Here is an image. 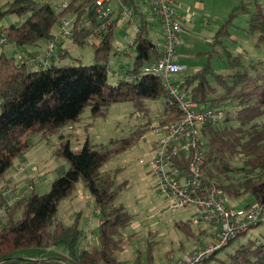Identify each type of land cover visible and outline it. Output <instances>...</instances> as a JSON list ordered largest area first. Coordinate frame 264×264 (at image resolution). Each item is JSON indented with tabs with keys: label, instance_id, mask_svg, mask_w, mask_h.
Instances as JSON below:
<instances>
[{
	"label": "trees",
	"instance_id": "obj_1",
	"mask_svg": "<svg viewBox=\"0 0 264 264\" xmlns=\"http://www.w3.org/2000/svg\"><path fill=\"white\" fill-rule=\"evenodd\" d=\"M96 2L70 0L60 10L52 2L41 4L35 0H13L0 6V20L9 15L25 18L19 25L0 28V37L7 46L24 51L38 47L40 41H55L52 28L67 16H74L71 44L89 45L95 60V64L88 66L52 62L42 67L18 64L5 52L0 54V183L15 160L31 148L36 136L40 140L58 136L52 157L68 166L53 180L46 194L39 195L33 188L15 200L0 222V264H127L116 259L126 243L122 231L132 221L124 205L116 204L126 184L118 183L115 173L102 171V167L134 146L150 123L127 138L106 145H94L86 138L79 150L71 148L69 136L61 131L79 123L87 109L90 117L97 119L105 117L112 106L126 103L136 112L147 114L149 102L163 99L161 127L182 117L175 97L162 79L144 72V67L159 58L158 41L152 35L161 33V27L157 21H150L152 15L142 12L135 0L121 1L131 11L135 24L132 28L136 29L130 45L134 49L132 66L117 84L108 83L109 57L114 50V30L121 8L116 6L107 31H100L96 43L91 35L105 22L95 14ZM251 3L252 0H242L233 9L226 24L211 39L212 50L230 36L228 26L239 14L247 16V33L257 46L264 47V5L254 2L251 9ZM84 16L88 25H80ZM120 53L125 50L115 52ZM227 66L226 74L216 73L208 58L198 71L173 83L178 92L199 107H220L224 111L221 126L207 125L202 130L203 184L221 189L231 202L248 196L251 203L244 208L252 203L264 205V60L254 61L243 53L227 52ZM185 157L181 156L184 169ZM56 171H61V166ZM79 182L88 190L101 219L98 245L88 249H80L82 232L76 220L69 226L56 221L59 204L74 193ZM5 191V186L0 187V207L6 200ZM175 226L187 236L206 234L189 222L180 221ZM153 245L152 241L148 243L149 261ZM219 264H264V243L249 240L240 244Z\"/></svg>",
	"mask_w": 264,
	"mask_h": 264
},
{
	"label": "rangeland",
	"instance_id": "obj_2",
	"mask_svg": "<svg viewBox=\"0 0 264 264\" xmlns=\"http://www.w3.org/2000/svg\"><path fill=\"white\" fill-rule=\"evenodd\" d=\"M13 0H0V6ZM70 0H52L55 9H62ZM122 0L113 1L109 7L115 10ZM140 5L142 12L147 13L142 0H135ZM200 12L193 16L185 13L184 18H189V26L179 36L177 55H181V64L187 67L182 74L172 76L173 82H181L187 75L195 73L209 58L216 73L226 74L227 52L233 55L243 53L247 59L254 61L264 60V47L257 46L256 40L247 33V16L239 14L228 26L230 36L222 39V46L212 50L209 45L215 34L226 24L233 9L242 0H197ZM264 5V0H252ZM251 3L250 8H253ZM182 5V4H181ZM115 16V15H114ZM193 16V17H192ZM115 18V17H114ZM150 21H156L152 16ZM25 18L9 15L0 20V28L5 29L11 25H19ZM67 22V27L62 29V22ZM75 21L74 16H67L52 28V35L59 45L67 49L66 59L61 65L74 64L88 66L95 64L94 53L89 45L79 47L72 46L71 38L64 35L70 33ZM85 22V16L81 18L80 25ZM135 28L117 25L114 30L113 52L109 57L110 85L117 84L122 74L132 66L134 49L129 47L130 39H133ZM124 37H127L125 39ZM152 38L154 36L152 35ZM183 40V41H182ZM44 41L38 44L42 45ZM117 49L125 50V53L115 54ZM5 52L8 57L13 56V49L0 47V54ZM211 52V54H209ZM211 55V57H209ZM79 58L80 62L76 59ZM17 63V59H15ZM197 68V69H196ZM115 72V75L113 74ZM164 100L149 102L147 114L136 112L130 104L112 106L105 117L92 119L87 109L81 121L71 127L65 128L61 134H68L71 148L79 150L86 138L94 145H106L111 141H119L127 138L136 129L150 123V127L143 137L127 151L113 157L102 167V171L115 173L118 183L126 184V188L120 192L116 204H122L132 216V221L122 231L125 240L123 249L116 254V259L127 264H173L184 254L196 250L200 246H206L211 242L213 230L206 228L205 235L187 236L175 226L177 222H190V211H171L167 202L161 198L154 189L155 178L150 173L148 161L151 155V145L155 143L158 134L154 128L159 125L163 113ZM221 126V123L219 124ZM58 136H52L48 140L32 139L31 148L25 154L16 159L13 167L7 172L6 178L0 183V187L7 182L6 197H17L28 193V186H32L39 195L46 194L50 185L68 166L55 157H52V149L58 144ZM61 166V171L56 168ZM32 182V184H29ZM15 189V193H10ZM231 202V201H230ZM251 203L246 196L230 204L235 208H244ZM256 204L252 203L251 205ZM250 206V205H249ZM56 218L69 226L76 220L79 230L88 239H82L80 249H88L89 246L98 245L99 214L94 206L88 190L82 182L76 186L74 193L62 201L57 210ZM197 229V228H196ZM91 236V237H90ZM249 240H260L264 243V224L250 228L243 236L238 237L231 244L215 255V258L203 264H219L226 254L232 253L235 248ZM153 242L151 251L152 260L148 259V243ZM59 251H61L59 249Z\"/></svg>",
	"mask_w": 264,
	"mask_h": 264
},
{
	"label": "built area",
	"instance_id": "obj_3",
	"mask_svg": "<svg viewBox=\"0 0 264 264\" xmlns=\"http://www.w3.org/2000/svg\"><path fill=\"white\" fill-rule=\"evenodd\" d=\"M35 1L44 4L52 0ZM113 1L116 0L96 2L95 14L100 21H105L91 35L92 41L96 43L100 31H107L108 20L114 15V10L109 7ZM142 1L161 27V40L156 43L159 58L144 67V72L162 79L166 89L175 97L179 111L182 113L179 120L154 128L158 138L151 146L148 166L155 178V191L167 202L171 211H190L192 219L189 223L192 227L204 229L205 232L206 228L214 231L208 245L184 254L173 264H203L216 252L243 236L252 226L264 224V205L256 203L247 208H235L221 189L203 184L205 141L202 130L207 125L222 122L225 117L224 111L220 107L201 108L196 103L190 102L186 94L178 92L171 79L175 74H182L187 70L185 65L178 62L176 53L179 34L183 31V26H189V18H182L178 14L182 9L181 3L178 0ZM118 4L121 8L119 24L135 27L131 11L121 2ZM56 10H60V7ZM67 25V22H62V29L64 30ZM64 35L69 37L70 33L65 32ZM47 44L46 54L29 57L25 61H20V64L46 66L49 55L55 48V41L52 40ZM4 46H7L5 39L0 37V47ZM183 155L186 156L183 159L185 169L181 166ZM176 157H178L177 162L173 161ZM32 190V186H28V192ZM14 203L15 199L11 198L6 199L2 204L0 222L6 218Z\"/></svg>",
	"mask_w": 264,
	"mask_h": 264
},
{
	"label": "crops",
	"instance_id": "obj_4",
	"mask_svg": "<svg viewBox=\"0 0 264 264\" xmlns=\"http://www.w3.org/2000/svg\"><path fill=\"white\" fill-rule=\"evenodd\" d=\"M178 1L182 4V9H180L178 11L179 16L182 17V18H184V14L187 13V12H188V14L192 13V15L195 16V15H197L200 12V9L202 8V7L200 8L199 1H197V0H178ZM153 22H156V21H153ZM118 25H119V23H118ZM120 26H126V25L120 24ZM127 28H130V27H127ZM185 31H186V26H183V31L179 34L181 39H182V35L184 34ZM153 36H154V40L155 41H160L161 40V33H158V34L154 33ZM124 38L127 39V37H124ZM133 39H134V37H133ZM133 39H130V44L128 45L129 47H130L131 42H132ZM54 40H55V48L49 55L48 63L50 64V63L53 62V63L61 65V63L66 59V57H65L66 55L65 54L67 52V49L63 48V47H61L59 45L58 41H61L60 39H56L55 38ZM47 46H48L47 41H45L42 45H39L38 47L27 48L24 51H20V50L11 48L10 46H4V47L13 49L14 54L11 57L17 59V63L20 64V61H25L31 55H32V57L33 56H43V54H46V52H47ZM117 51H121V50L117 49ZM177 58H178V62L182 63L181 62L182 56L181 55H177ZM40 60H42V58ZM31 68L33 70L37 69V67H31ZM113 74L115 75V72ZM70 130H73V129L71 128ZM66 135H68V134H66ZM4 186H5L6 189H8L7 182L4 183ZM14 191H15V189H12L10 191V193L14 194L15 193ZM18 197L16 195H12V196L6 197V199L14 198L16 200ZM56 219L61 221V219H59V218H56ZM100 224H101V219H100V216H99V225ZM88 238L89 237H87L85 234H82V239L85 240V239H88ZM89 245L90 244L88 243V247H89Z\"/></svg>",
	"mask_w": 264,
	"mask_h": 264
}]
</instances>
